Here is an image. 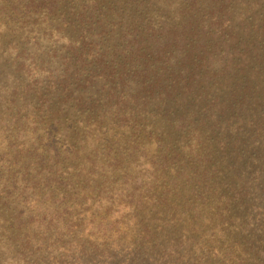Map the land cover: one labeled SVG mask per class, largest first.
Listing matches in <instances>:
<instances>
[{"label": "rangeland", "instance_id": "374dc122", "mask_svg": "<svg viewBox=\"0 0 264 264\" xmlns=\"http://www.w3.org/2000/svg\"><path fill=\"white\" fill-rule=\"evenodd\" d=\"M0 264H264V0H0Z\"/></svg>", "mask_w": 264, "mask_h": 264}]
</instances>
